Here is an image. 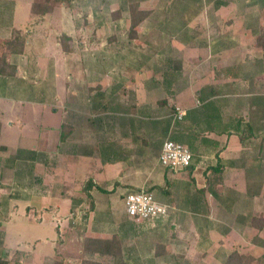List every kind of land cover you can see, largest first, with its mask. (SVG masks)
I'll list each match as a JSON object with an SVG mask.
<instances>
[{"label":"rangeland","instance_id":"374dc122","mask_svg":"<svg viewBox=\"0 0 264 264\" xmlns=\"http://www.w3.org/2000/svg\"><path fill=\"white\" fill-rule=\"evenodd\" d=\"M33 1L0 0V60L3 57L9 63L16 62L20 68V77H24L19 79L16 75L3 85L4 88H0V95L4 96L0 104V118L12 120L15 125L20 126L16 129V134L6 133L0 136V258L8 264H79L84 239L89 238L86 237L87 234L97 237L107 233L110 235L118 230L120 233L122 231L126 254H133L132 258L138 260L139 264H160L161 261L153 262V251L156 250L154 244L159 242L156 240L168 241L170 236L167 237V233L178 236L180 227L170 219L166 221L168 217L151 221L131 220L132 223H129L125 216V196L133 190L143 188L150 190L156 199H164L162 192L153 187L160 185L164 173L169 171L160 165L159 156L163 143L172 138L161 134L168 126L174 131L180 127L184 120L174 119L175 110L183 109V98L188 93L193 97V93L202 86L201 81L209 76V71L196 68L198 60L202 58L200 63H203L201 61H206V56L194 54V48L230 46L233 50L231 58L241 62L244 53L239 40L222 37L226 33H208L204 28L195 35L191 32L193 22L181 24L183 19L180 18L179 23L177 14L172 13L177 0H148V18L137 28V41L130 42L127 12L129 5L137 0H72L56 8L54 13L45 17L37 26L30 24V7ZM167 5L169 14L163 19L162 8L165 10ZM118 8L123 11L120 18L115 17L120 14ZM199 8L200 6L193 4L185 15L189 16L188 11L193 13L199 11ZM201 10L206 12V8ZM15 29L22 32L29 29L37 34L35 38L46 39L47 43L51 39L53 46L43 48V45L35 46L31 43L24 56L14 57L7 53L5 41L12 37L10 32ZM62 34L69 36L67 52L63 51ZM113 35L120 37V44H116L122 49H118L114 55L112 51L105 49L106 64L102 72L99 69V63L104 61L101 44H111L109 39ZM124 42L130 45L125 48ZM127 58L143 64H136L139 67L137 70H123L122 67L127 63L122 60H128ZM206 58H213V55ZM239 73L241 75L240 71L237 72ZM112 80L123 83L113 89L110 87L116 90V94L108 97L100 91L99 82L109 83ZM136 81L137 84L142 81V86H137ZM142 89L145 92L141 96L143 103L138 104H146V108L134 112L133 108L128 107L135 101L136 91L141 93ZM19 98L23 102L13 107L20 101ZM124 110H131L134 117L126 118ZM98 111L117 114H111L109 123L105 120L104 126L100 127L92 115ZM71 113L74 114L73 118L78 117L77 122L81 126L83 120L80 117L84 115L83 126L89 127V122L94 123L93 127L97 128L94 131L96 141L105 137L104 133H108L106 136L120 143L118 145L122 148L119 154L124 163L121 169L131 176V180L137 177L130 187L120 182L108 183L103 187L110 188L109 191H98L92 187L91 190L96 191L94 196L89 193L90 197L81 192L87 185L85 180L89 178L79 180L80 183L70 187L71 135L61 144L58 142L51 150L46 148L44 142L37 143L34 161L28 153L19 157L20 149L15 146L18 137L30 141L31 147L39 137L43 138L40 133L45 128L53 124L58 129L60 124H69ZM35 120L40 123L39 126L32 124ZM25 124L26 128H22ZM127 130L135 131L137 142L133 138L126 139ZM151 171L153 181L147 178L152 176ZM121 176L117 179L120 180ZM109 207L120 214L114 219L120 221L111 223L107 220L117 217L116 213L113 216L105 213ZM231 217L228 216L224 221L232 220ZM98 224L105 225V230L99 232L96 229ZM256 242L259 243L258 246L253 244L242 248L245 250L243 255L247 258L243 264H264V231L259 233V240ZM225 246L209 247L204 257L201 256L202 251L193 245L191 253L189 250L186 252L187 259L182 255L184 260L189 261H180V264H222L228 251ZM255 247H260L261 252L255 251ZM22 249L27 255L19 256L17 252L21 250L23 253ZM171 249L185 251L184 247L171 246ZM217 252L219 255L216 260L214 256ZM169 260L166 264H174L172 259Z\"/></svg>","mask_w":264,"mask_h":264},{"label":"crops","instance_id":"0c3cea01","mask_svg":"<svg viewBox=\"0 0 264 264\" xmlns=\"http://www.w3.org/2000/svg\"><path fill=\"white\" fill-rule=\"evenodd\" d=\"M147 1L137 0L136 2H139L141 10L149 11ZM193 4L200 6L199 11L193 13L188 11L189 16H186V10ZM165 7V10L162 8L163 19L169 14L168 5ZM201 8H206V12ZM119 10V16L118 14L115 16L117 18H120L123 13L121 8L117 9V11ZM127 13V22L130 26L129 11ZM172 13L177 14L179 23L180 18L183 19L181 24L193 22L194 26L191 32L195 35L200 33L201 28H204L208 33L216 32L220 35L226 33V36L222 37L229 40L238 39L244 57H242L241 62L232 59L233 50L230 46L218 47L214 45L211 49L210 47L194 48L193 53L196 55L206 57L213 55V58L210 59L205 57L206 61H201L203 63H200L202 60L200 58L198 66L196 65L200 71H209V76L201 81L202 86L199 91L193 93V97L188 93V96L183 98L181 104L186 115L180 127L178 126V129L174 131L168 126L165 128V132L161 134V136H171L172 139L170 140L186 145L192 152L193 162L190 169L178 172L166 171L162 183L153 187L163 194L164 199L162 201L156 200L168 208V215L166 216L168 218L165 220L170 219L177 223L180 232L178 236L174 233H167V237L170 236V238L166 242L156 240L159 242L154 244L155 248L161 244L165 247V251L158 255L157 251L154 250L153 262L161 261L160 264H166V262H170V258L174 264H180V261H189L184 260V257L187 259L188 250L191 253L193 245L202 251L201 256L204 257L209 247L226 245L228 251L226 250L227 253L223 259L222 264H224L226 257L232 251L236 250L243 254L245 250L242 248L246 245L253 246L255 244L258 246L259 243L256 241L259 240V233L264 231V50L258 47L256 43L257 36L264 34V0H177ZM219 29L221 30L219 31ZM10 34L12 33L10 32ZM36 35L34 32L28 35L23 54H13L12 56H24L31 43L35 46L43 45V48L45 46L51 47L53 44L51 39L47 43L46 39L35 38ZM119 40L120 37L113 35L109 41L114 45L106 43L107 46H103L105 44H101L103 54L105 49H109V52L112 51L113 55L118 52V49H122L117 45L120 44ZM130 40L137 41V39L128 38L129 42ZM128 45L130 43H123L125 48ZM127 54L130 53L127 52ZM104 58L105 54L103 60ZM208 60L210 62H207ZM122 61L127 63L126 66L122 67L123 70H137L139 67L136 64H143L137 60L131 61V59ZM13 64L17 66V77L24 79L23 76L20 77L19 65L16 62ZM105 64V60L99 63V69L102 72L105 70ZM239 71L241 75L240 73L237 74ZM8 80L6 77H0V88H4L3 85L7 84ZM140 82L141 84H137L138 81H136V85L142 86V81ZM122 83L123 81L120 80H112L109 83L99 82L100 91L106 93L108 97L114 96L116 90H112L113 87H119ZM140 91L142 92L136 91L135 101L128 107L133 108L134 112L146 108V104H138L143 103L141 96L143 93L145 94L143 89ZM138 97H140V102H138ZM3 100L4 96L0 95V104ZM19 100L13 107L23 102L21 98ZM124 111H126V115L124 113L126 118L134 117L131 110ZM71 114V119H69V125L72 127L71 136L69 135V166H71V170L69 169V186L73 187L80 183L79 180L84 181L87 177L94 182L93 189L98 191L105 190L107 192L106 189L109 191L110 188L103 187L107 186L108 183L117 184L120 182L130 187L137 177L131 180V176L125 174L121 169L124 163L121 162V154H119L122 148L118 145L120 143L109 138L110 136H106L108 133H104L105 137L96 141L94 131L97 128L93 127L94 123L89 122V127L83 126L86 117L84 115L80 117L81 121L83 120L81 126L77 122L78 117L73 118L74 114ZM111 114L117 113L98 111L92 115L101 127L104 126L105 120L106 123H109L108 119H112ZM39 115L41 117V114ZM0 123V136L6 133L8 135L16 134V129L20 127L15 125L12 120L3 118H0ZM32 124L38 125L40 123L35 120ZM24 126L26 128V124L22 125V128ZM60 128L61 124L58 129L53 124L51 127L45 128L40 133L43 138L39 137L38 141H35L31 147L30 141L22 139L20 136L16 140L17 145L15 146L21 150L37 151V143L44 142L46 148L51 150L57 146L58 142L62 143ZM98 130L100 129L98 128ZM132 131H126V139L133 138L137 142L135 131ZM3 145L8 146L4 143ZM120 175L122 176L119 180L117 177ZM151 175V177H147L149 181H153V173ZM166 177L168 184H166ZM84 188L81 191L83 195L87 192ZM96 190H89L88 192L94 196ZM35 207L38 208L37 205ZM105 213L113 216L116 212L109 207ZM116 214L117 217L113 216L114 218L107 220L111 223L120 221V219L114 220L120 216V214ZM125 216L127 217L126 213ZM228 216H232L233 219L224 221ZM254 218L256 221L253 225ZM128 220L129 223H132L131 219L127 217L126 221ZM134 225L131 224V226ZM120 226L124 228L123 224ZM131 226L130 229H132ZM96 229L102 232L105 230V225L98 224ZM107 234L97 237L85 235L89 238L106 239L112 238L113 235L117 236L123 248L122 261L126 264H139L138 260L132 258L134 257L133 254H126L122 231L120 233L116 230L110 235ZM171 246L184 247L185 251L177 252L172 250ZM259 248L255 247V251L261 252ZM22 252L19 254L20 256L27 255L25 250L22 249ZM80 254L82 258L83 250L80 251ZM198 254L199 251H197L196 256ZM182 255L185 256L182 257ZM218 255L217 252L214 256L216 260ZM104 258L111 264L118 262L117 258L110 256ZM191 259L190 261H192ZM140 264L144 263L141 262Z\"/></svg>","mask_w":264,"mask_h":264},{"label":"trees","instance_id":"16d2710c","mask_svg":"<svg viewBox=\"0 0 264 264\" xmlns=\"http://www.w3.org/2000/svg\"><path fill=\"white\" fill-rule=\"evenodd\" d=\"M72 0H34L30 7V13L32 16V22L30 23L33 26H37L43 22L45 17L54 13L56 8L61 7L64 4L70 3ZM149 11L141 10L139 7V2H135L129 5V17H130V26H129V38L137 39L138 38V26L148 17ZM31 33L29 29L22 32V30L15 29L12 31V37L5 41V47L8 54H23L25 49V42L28 35ZM62 47L63 51L67 52L69 49L68 41L69 36L67 34H62ZM257 46L264 50V34L257 36ZM2 56V53L0 54ZM0 60V77H6L7 79L14 78L17 75V66L9 61ZM176 112V110H175ZM185 117V116H184ZM183 117V119H184ZM72 132V127L69 124L63 123L60 128V140L62 142L66 141L69 135ZM23 153L30 154V158L35 160L36 152L32 150H18L19 157ZM192 165V164H191ZM191 166L188 168L190 169ZM186 168V169H188ZM185 169V170H186ZM169 171H172L168 169ZM168 178L166 177V184H168ZM87 185L85 186V191L87 196L90 197L89 190L94 186L92 180L85 181ZM151 192L150 190H147ZM1 206V205H0ZM256 219H253L252 224L254 225ZM83 256L80 264H109L105 260H101L106 256L111 258H117L119 264L124 263L121 258L123 248L121 246L120 239L113 235L112 238H88L85 240L83 247ZM157 254L165 251V247L161 244L156 246ZM18 254L21 253L19 250ZM20 256V255H19ZM247 259L246 256L239 253L238 251H232L227 257L224 264H243L244 260ZM0 264H8L6 261H2L0 258Z\"/></svg>","mask_w":264,"mask_h":264},{"label":"built area","instance_id":"2783aa9c","mask_svg":"<svg viewBox=\"0 0 264 264\" xmlns=\"http://www.w3.org/2000/svg\"><path fill=\"white\" fill-rule=\"evenodd\" d=\"M185 115V110L177 108L174 119L182 120ZM192 162V152L186 145L170 139L163 143L159 163L165 169L178 172L191 166ZM124 208L127 217L134 221H151L168 215L167 206L143 188L131 191L125 196Z\"/></svg>","mask_w":264,"mask_h":264}]
</instances>
